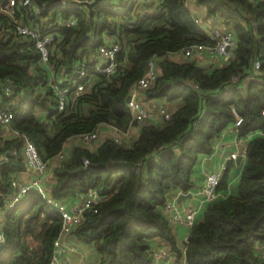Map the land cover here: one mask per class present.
<instances>
[{
    "label": "trees",
    "instance_id": "16d2710c",
    "mask_svg": "<svg viewBox=\"0 0 264 264\" xmlns=\"http://www.w3.org/2000/svg\"><path fill=\"white\" fill-rule=\"evenodd\" d=\"M59 1L34 0L48 19H75L72 26L51 29L48 22L42 24L44 34L61 35L50 63L70 93L79 81L81 59L95 55L110 39L123 45L118 54L121 66L110 77L90 72L84 79L86 90L59 111L34 42L17 37L8 17L0 14V77L19 86L12 98L13 128L36 144L43 159L53 161L74 136L101 125L123 132L138 127L137 137L129 143L109 137L91 146H74L53 169L48 192L63 199L97 191V211L87 210L72 236L96 247L102 255L99 264H151L154 240L177 245L168 220L156 211L165 204L167 193L192 188L191 174L199 157L213 153L214 139L238 117L239 138L264 131V0H197L236 39L233 58L210 70L193 60L167 57L191 44L213 43L194 22L187 0H144V13L137 10L139 0H109L119 5L118 11L100 5L76 9ZM152 58L159 75L153 89L143 90L145 98L180 105L162 123L145 119L137 124L126 100ZM255 60L261 64L257 71ZM233 76H238L237 84L231 82ZM37 110L45 113L44 119ZM24 145L19 137L0 144V154L7 156L0 162V215L13 191L12 180L26 171ZM233 166L232 162L227 167L218 187L222 198L210 204L203 220L190 229L184 246L186 264H264V137L246 143V159L231 189ZM62 227L59 212L38 190H30L6 216L7 242L0 264H50Z\"/></svg>",
    "mask_w": 264,
    "mask_h": 264
},
{
    "label": "built area",
    "instance_id": "2783aa9c",
    "mask_svg": "<svg viewBox=\"0 0 264 264\" xmlns=\"http://www.w3.org/2000/svg\"><path fill=\"white\" fill-rule=\"evenodd\" d=\"M96 0H61L59 2L72 6L76 9L89 8V4ZM126 2L130 0H124ZM100 5V8L108 7L112 11H118L119 5L109 0H100L95 6ZM94 6V7H95ZM45 9L39 8L34 0H0V14L8 17V26L12 32L21 38H26L34 42V50L40 54L41 63L48 71L47 85L53 91L59 111L67 108L69 101L74 100L78 95L86 90L84 79L89 77V73L100 74L105 76H114L118 73L121 66L118 60V54L123 50V45L116 40H108L102 44L97 53L89 58L81 59L77 66V74L79 81L76 84V89L73 94L70 93L68 86H64L58 80L55 70L50 63V57L56 43L59 41L60 34L57 32H49L44 34L42 24H47L48 28H55L58 25L65 24L72 26L75 24V19L71 18L67 21L57 17L56 19H48L43 16ZM195 23H199V19H194ZM2 34L0 33V36ZM208 37L213 41L212 44L195 43L186 46L181 52L185 57L191 58L195 54L207 52L223 58H231L234 55L236 48V39L231 31H222L220 29H213ZM259 60L253 62V67L257 71L260 68ZM159 75L155 59H150L146 66L144 75L137 80L132 88L130 95L132 99L128 102L133 122L140 124L154 110L153 104L145 106L139 99L135 98L136 93L140 90L153 89L155 87L156 79ZM238 76H233L231 82L237 84ZM0 89L6 101L0 104V125L8 128L15 137L24 139L23 158L31 170L37 173V177L31 181H25L21 178H14L12 180L13 191L7 197L6 206L0 215V257L6 249V216L9 215L17 205L22 202L26 194L32 190H38L46 200V202L54 207L61 215L63 221L62 231L54 243V253L50 264H81L77 261H69V252L79 253V246L81 242L76 241L72 234L78 225L82 222L83 215L87 210H96V204L100 197L95 190H90L82 202H77L74 197H66L63 199H56L48 192V184L46 182V173L49 167V161L43 159L36 144L30 140L25 133L17 131L13 128L12 121L14 117L15 102L12 101L13 96L19 92V86L15 80L11 78L0 77ZM71 98V99H70ZM163 118H169V112L164 108H159ZM241 118L237 119L235 123L238 126ZM111 138L117 143H122L127 132L119 130L117 127H111ZM254 137H264V131L256 130L251 132L241 142L244 147L238 151H232L223 158V161L215 170L206 173L205 184L200 192L195 195H203L208 202L214 203L222 198V194L218 192V187L227 170L230 161L237 164L238 167L244 165L246 159V143ZM71 140H77L80 143L88 146L94 145L99 140V129L74 136ZM2 141H0L1 143ZM2 144V143H1ZM67 157L65 149L58 154V160L61 162ZM241 158L239 163L237 160ZM84 165L89 164V160L83 157ZM190 192H182L185 196ZM197 210L191 206L183 208L182 214L175 213L172 216L173 221H180L186 227L191 229L197 224L196 221ZM151 264H169L162 262L159 258H154ZM186 264V261L185 263Z\"/></svg>",
    "mask_w": 264,
    "mask_h": 264
},
{
    "label": "crops",
    "instance_id": "0c3cea01",
    "mask_svg": "<svg viewBox=\"0 0 264 264\" xmlns=\"http://www.w3.org/2000/svg\"><path fill=\"white\" fill-rule=\"evenodd\" d=\"M187 8L191 13L193 19L198 18L199 23H196L201 27V29L209 35L213 29H220L222 31H231L228 27H226L222 20L218 17L209 16L207 14V10L204 6L200 5L197 0H187L186 2ZM195 5L196 9L193 10L192 6ZM146 11V10H145ZM150 11V10H149ZM152 10L151 12H153ZM93 56V55H91ZM169 59L174 61H185V60H193L197 62L199 65L204 67L206 70H210L216 67H221L225 65L229 60L233 58H223L216 55L209 54L207 52H202L200 54H195V56L191 58H187L184 54L180 52L170 53L167 55ZM253 70L255 71L254 67ZM250 77L246 78L243 82V86L245 87ZM41 92H46L45 89H41ZM135 98L139 99L145 106H149L153 104L154 110L150 114V116L146 119H150L154 123H162L163 116L159 111V108H164L166 111H171L176 109L180 102L174 103H166L163 100H147L145 98L143 91H138L135 95ZM6 98L0 91V104L4 103ZM38 116L41 119H44L45 113L37 110ZM239 118V117H238ZM112 128L107 125H101L99 128V140H103L105 138L111 137ZM138 135V127L131 126L128 129L127 135L124 137L127 143L134 140ZM15 137L12 132L0 125V141L3 142L7 139H11ZM241 138L238 137V129L235 124L229 126L224 132L213 141V153L211 155H202L199 157L196 165L193 168L191 174V180L193 182L192 188L187 191L190 192L191 195L182 197V190L173 189L169 191L166 195V201L164 205L158 206L156 211L161 213L169 222L172 231L174 233L177 245L173 247L171 243L156 239L152 243L153 248V259L159 258L162 262L169 264H183L185 263V242L187 240L190 229L186 227L180 221H173L172 216L175 213L182 214L183 208L191 206L197 210L196 213V221L197 223L202 221L204 218L205 211L208 206L212 204L208 202L203 195H195L201 191L205 184V176L206 173L215 170L218 165L223 161V158L227 156L232 151H238L242 147H244L241 142ZM0 143V144H1ZM80 144L77 140H69L65 146V151L68 153L74 146ZM1 155V154H0ZM5 155V154H4ZM7 159L5 155L4 161ZM60 161L58 159L49 161V167L46 173V182L49 183L50 177L52 175V171L56 165H58ZM234 163V162H233ZM232 164V161L228 163V166ZM243 167V166H242ZM242 167H238L237 164L234 163V166L231 169V189H234L237 180L239 178ZM37 177V173L28 166H26V171L22 172L17 178H21L25 181L34 180ZM49 186V184H48ZM77 202H82L84 199L83 196L75 197ZM79 253L69 252L68 260L69 261H77L81 264H99L102 259L101 253L96 249L93 244H85L80 243Z\"/></svg>",
    "mask_w": 264,
    "mask_h": 264
},
{
    "label": "water",
    "instance_id": "95a60500",
    "mask_svg": "<svg viewBox=\"0 0 264 264\" xmlns=\"http://www.w3.org/2000/svg\"><path fill=\"white\" fill-rule=\"evenodd\" d=\"M99 1L100 0H96V1H94L93 3H91V4H89L88 6H89V8L90 9H92L95 5H97L98 3H99ZM0 91H1V89H0ZM132 99V96L131 95H129L128 97H127V103L130 101ZM4 159H5V155L4 154H1L0 155V162H4ZM241 160V158H239L238 160H237V163H239V161ZM188 195H191L190 193H188ZM187 195V196H188ZM185 195L184 194H182V197H184Z\"/></svg>",
    "mask_w": 264,
    "mask_h": 264
},
{
    "label": "rangeland",
    "instance_id": "374dc122",
    "mask_svg": "<svg viewBox=\"0 0 264 264\" xmlns=\"http://www.w3.org/2000/svg\"><path fill=\"white\" fill-rule=\"evenodd\" d=\"M158 1H159V0H157V2H158ZM143 3H144V0H139L138 6H137V10H138L139 13H144V12H146V11H145L146 8L143 6ZM192 9H193V10L196 9L195 5L192 6ZM151 11H152V9H151ZM40 231L42 232V230H40Z\"/></svg>",
    "mask_w": 264,
    "mask_h": 264
}]
</instances>
